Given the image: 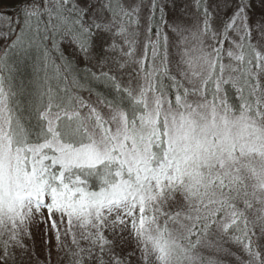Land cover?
Returning a JSON list of instances; mask_svg holds the SVG:
<instances>
[{"label":"snow or ice","instance_id":"snow-or-ice-1","mask_svg":"<svg viewBox=\"0 0 264 264\" xmlns=\"http://www.w3.org/2000/svg\"><path fill=\"white\" fill-rule=\"evenodd\" d=\"M0 42V264H264V0H18Z\"/></svg>","mask_w":264,"mask_h":264},{"label":"rangeland","instance_id":"rangeland-1","mask_svg":"<svg viewBox=\"0 0 264 264\" xmlns=\"http://www.w3.org/2000/svg\"><path fill=\"white\" fill-rule=\"evenodd\" d=\"M14 1L15 0H0V11H3V12L7 13V10H6L7 7H8L7 4L8 3H13ZM0 43H2V42H0ZM43 227H44L43 225H33V227H32L34 239H35V242H36L37 254L41 255L42 259H43V256H42V251H43L42 230H43ZM53 243H54V241H53ZM54 264H55V262H54Z\"/></svg>","mask_w":264,"mask_h":264},{"label":"trees","instance_id":"trees-1","mask_svg":"<svg viewBox=\"0 0 264 264\" xmlns=\"http://www.w3.org/2000/svg\"><path fill=\"white\" fill-rule=\"evenodd\" d=\"M17 0H15L13 3H8V7H7V13L8 14H14L15 12V8H16V5H17ZM9 11V12H8Z\"/></svg>","mask_w":264,"mask_h":264}]
</instances>
